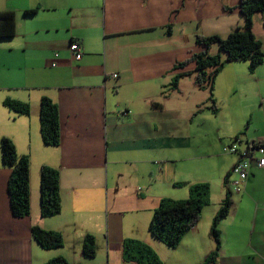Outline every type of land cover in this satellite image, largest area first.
<instances>
[{"label":"crops","instance_id":"crops-1","mask_svg":"<svg viewBox=\"0 0 264 264\" xmlns=\"http://www.w3.org/2000/svg\"><path fill=\"white\" fill-rule=\"evenodd\" d=\"M238 4L0 0V12L15 21V36L0 39V137L29 159L30 169V214L16 218L7 193L11 171L0 164V264L57 257L135 264L123 260L125 239L147 244L162 264H203L215 250L210 228L227 196L220 248L209 264H264V170L252 162L243 191L234 194L229 180L239 157L223 151L236 137L241 149L264 146V61L253 73L247 62L228 63L212 90L198 87L194 76L172 87L175 67L203 50L196 35L226 38L244 24ZM253 33L264 53V12L255 15ZM72 42L81 49L78 61ZM44 97L58 108L57 146L41 139ZM6 99L28 104L29 115L9 111ZM41 166L59 173L61 210L48 218L40 215ZM195 184L209 186V204L171 249L149 232L152 213L162 198L188 199ZM32 227L60 233L63 246L42 249ZM86 236L94 238V258L83 256Z\"/></svg>","mask_w":264,"mask_h":264},{"label":"trees","instance_id":"trees-1","mask_svg":"<svg viewBox=\"0 0 264 264\" xmlns=\"http://www.w3.org/2000/svg\"><path fill=\"white\" fill-rule=\"evenodd\" d=\"M238 8L243 15L244 24L235 28L226 38L215 35H196L195 45L203 50L199 53H191L186 61L175 67V70L180 72L174 76L172 87L177 85L180 78L194 76V82L198 87L212 90L216 76L228 63L247 62L248 70L251 73L263 64L262 43L253 33V24L255 15L264 12V0H239ZM33 13L35 11H26V14ZM14 36L13 13L0 12V39ZM213 48L217 49L215 55L210 54ZM190 63L194 64V69L185 71V67ZM3 104L9 111L16 114L29 115L30 113V107L26 103L6 99ZM212 110H216L214 106H212ZM39 126L42 142L47 146H57L60 140L58 108L46 97L42 98L39 104ZM237 140L239 141L238 137L232 141ZM258 146L254 145L253 149ZM248 148L251 149V147ZM0 164L11 171L7 184L11 214L16 218L28 216L30 214L29 159L17 153L15 145L10 139L0 137ZM39 183L41 217L48 218L58 215L61 210L58 171L48 166H41ZM189 193V198L186 200L162 198L152 213L149 232L155 239L171 249L177 247L183 236L197 225L203 208L209 204V186L207 184L190 186ZM230 206L231 201L227 196L210 228V236L215 243V250L203 264L212 263L217 257L220 248L217 226L220 219L228 214ZM31 237L45 250L58 249L63 246V238L57 232L32 227ZM82 253L86 258H94L95 241L92 236L85 237ZM122 256L126 263L162 264L155 252L147 244L138 240L125 239L122 245ZM45 264L69 263L64 258L57 257Z\"/></svg>","mask_w":264,"mask_h":264},{"label":"built area","instance_id":"built-area-1","mask_svg":"<svg viewBox=\"0 0 264 264\" xmlns=\"http://www.w3.org/2000/svg\"><path fill=\"white\" fill-rule=\"evenodd\" d=\"M69 51L74 60L78 61L81 59L82 53L77 42L70 44ZM116 76L117 74L112 75L114 78ZM239 145L240 140H237L223 149L224 153L236 154L239 157L230 173L233 178L229 180V190L234 194H239L243 191L252 162L257 168L264 169V146H259L255 149H241Z\"/></svg>","mask_w":264,"mask_h":264},{"label":"rangeland","instance_id":"rangeland-1","mask_svg":"<svg viewBox=\"0 0 264 264\" xmlns=\"http://www.w3.org/2000/svg\"><path fill=\"white\" fill-rule=\"evenodd\" d=\"M258 106H259V104L258 103H254V110L256 111V110H258Z\"/></svg>","mask_w":264,"mask_h":264},{"label":"bare ground","instance_id":"bare-ground-1","mask_svg":"<svg viewBox=\"0 0 264 264\" xmlns=\"http://www.w3.org/2000/svg\"><path fill=\"white\" fill-rule=\"evenodd\" d=\"M259 146H260V145H259ZM259 146H258V147H259ZM262 170H264V169H262Z\"/></svg>","mask_w":264,"mask_h":264}]
</instances>
